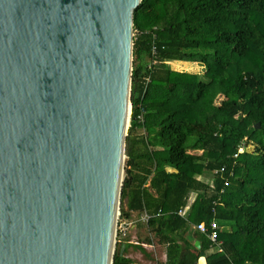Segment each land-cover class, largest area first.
Here are the masks:
<instances>
[{
	"label": "water",
	"instance_id": "1",
	"mask_svg": "<svg viewBox=\"0 0 264 264\" xmlns=\"http://www.w3.org/2000/svg\"><path fill=\"white\" fill-rule=\"evenodd\" d=\"M140 2L0 0V264H112Z\"/></svg>",
	"mask_w": 264,
	"mask_h": 264
},
{
	"label": "trees",
	"instance_id": "2",
	"mask_svg": "<svg viewBox=\"0 0 264 264\" xmlns=\"http://www.w3.org/2000/svg\"><path fill=\"white\" fill-rule=\"evenodd\" d=\"M133 30L121 217L151 214L145 240L165 246L161 264H196L201 255L206 264H264V0H141ZM213 219L232 225L219 230L221 251L193 227ZM129 247L149 256L116 241L112 264H133Z\"/></svg>",
	"mask_w": 264,
	"mask_h": 264
},
{
	"label": "rangeland",
	"instance_id": "3",
	"mask_svg": "<svg viewBox=\"0 0 264 264\" xmlns=\"http://www.w3.org/2000/svg\"><path fill=\"white\" fill-rule=\"evenodd\" d=\"M134 37V35H133ZM171 62H176V64H178L181 69L177 68L178 70L181 71H188V72H192V73H197V74H202L204 71V67L203 65H201L198 62H192V61H171ZM171 68H174L175 66L172 64H169ZM175 69V68H174ZM139 131H143V129H138ZM248 150H252L253 147H248ZM125 169V166H124ZM205 180L208 183H211V179L210 177L205 178ZM121 213V211H120ZM140 228H139V232L136 231V228H132V229H128L127 232V238L130 241H134L135 239L137 240V242L139 243H145V246L141 245V244H135V245H141V247H143L145 249V252L149 255L146 256L145 254H143L140 250L136 249V248H132L129 249L130 252L133 253V257H136V255L138 257H140L141 261H139L138 263L140 264H156V263H162L164 261V250H165V246L158 244L156 239L153 238L151 243H146V237H150L151 235L149 234V231L146 230V228H144L143 226H145V224L143 225V223L141 222L139 224ZM219 228V225H218ZM220 230V229H219ZM212 251H218L217 247H213ZM135 253H137L135 255ZM137 259V258H136Z\"/></svg>",
	"mask_w": 264,
	"mask_h": 264
},
{
	"label": "built area",
	"instance_id": "4",
	"mask_svg": "<svg viewBox=\"0 0 264 264\" xmlns=\"http://www.w3.org/2000/svg\"><path fill=\"white\" fill-rule=\"evenodd\" d=\"M136 34V30L133 31V35ZM156 55H157V50L156 47L154 45L151 46L150 49V61L147 64V68L151 69L152 65L156 63ZM146 82H148V77H146ZM138 118L141 119V116L139 115ZM242 151V147H240L238 149V153ZM236 154H234V156H236ZM225 171L224 166H221L218 169L214 170V173H220L222 174ZM228 185V179L226 178L224 181V186ZM222 191V190H221ZM179 213H181V211H179ZM151 214H149L147 211H142L141 213H139L138 216V221H141L142 223H147V221L149 220ZM133 222L127 220V218H123L121 217V213L119 212V216H118V220H117V225H116V241L117 242H122L121 238H125L127 237V230L132 226ZM196 230H198L200 233H203L208 240L211 242L213 247H217L218 251H221V241L219 240L218 236H219V228H218V223L216 222V219H213L209 222H204L201 221L199 223H197L195 225ZM134 244H141L143 246H145V243H139L137 242V240L135 239L134 241H131ZM156 264H161V263H156Z\"/></svg>",
	"mask_w": 264,
	"mask_h": 264
},
{
	"label": "crops",
	"instance_id": "5",
	"mask_svg": "<svg viewBox=\"0 0 264 264\" xmlns=\"http://www.w3.org/2000/svg\"><path fill=\"white\" fill-rule=\"evenodd\" d=\"M169 64H172V65H174L175 67V69L176 70H178L177 68H179V69H181V67L178 65V64H176V62H169ZM177 67V68H176ZM173 68V69H174ZM141 133V131H139L138 129H135V131L131 134V136L132 137H135V136H137V135H139ZM208 177H211V176H209V175H202V176H200V179H202V180H204V181H206L205 180V178H208ZM211 179V178H210ZM207 182V181H206ZM194 197H195V193H191L190 195H189V197H188V202H187V205L185 206V208L181 211V213L180 214H184V215H186V213H187V211H188V209H189V206H190V204H191V202L194 200ZM138 216H139V213H137V212H132L131 213V217L130 218H128L127 220H129V221H132L133 222V224H132V226L129 228V229H132V228H136V231L137 232H139V224L141 223V221H138L137 219H138ZM216 222L218 223V225H219V229H220V231L221 230H225V231H230L231 230V228H232V225L230 224V223H226V222H218L217 220H216ZM145 223H143V225H144ZM196 225V224H195ZM195 225L193 226L194 227V229H196L195 228ZM144 228H146V230H148L147 229V227H146V224H145V226H143ZM193 227L191 228L192 230H193ZM129 231V230H128ZM193 233V231H191L190 230V232H189V235L191 236V234ZM121 240H122V242H126V243H132L127 237H125V238H121ZM195 240H197V239H194V241ZM199 241V240H198ZM132 244H134V243H132ZM132 248H134V247H129L128 249H127V251H126V256L127 257H130L132 260H133V264H140V263H138L139 261H141L140 259V257H138L136 254L137 253H135V255H136V257H133V253L132 252H130L129 251V249H132ZM139 250V249H138ZM213 250V247H211L210 248V251H212ZM137 258V259H136ZM164 260H165V250H164Z\"/></svg>",
	"mask_w": 264,
	"mask_h": 264
}]
</instances>
